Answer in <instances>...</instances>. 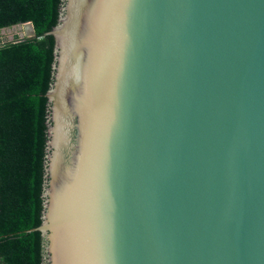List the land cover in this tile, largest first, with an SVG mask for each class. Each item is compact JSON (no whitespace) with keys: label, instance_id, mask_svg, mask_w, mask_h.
<instances>
[{"label":"water","instance_id":"95a60500","mask_svg":"<svg viewBox=\"0 0 264 264\" xmlns=\"http://www.w3.org/2000/svg\"><path fill=\"white\" fill-rule=\"evenodd\" d=\"M45 35L43 264H264V0H61Z\"/></svg>","mask_w":264,"mask_h":264},{"label":"trees","instance_id":"16d2710c","mask_svg":"<svg viewBox=\"0 0 264 264\" xmlns=\"http://www.w3.org/2000/svg\"><path fill=\"white\" fill-rule=\"evenodd\" d=\"M61 0H0V31L31 21L35 35L0 39V264H43L38 230Z\"/></svg>","mask_w":264,"mask_h":264},{"label":"rangeland","instance_id":"374dc122","mask_svg":"<svg viewBox=\"0 0 264 264\" xmlns=\"http://www.w3.org/2000/svg\"><path fill=\"white\" fill-rule=\"evenodd\" d=\"M22 30L19 28L18 25L12 26L11 28H6L3 31H0V39L13 38L16 34L20 35Z\"/></svg>","mask_w":264,"mask_h":264}]
</instances>
